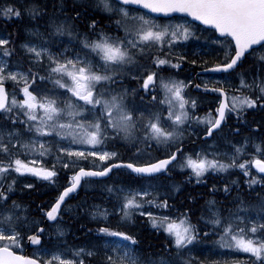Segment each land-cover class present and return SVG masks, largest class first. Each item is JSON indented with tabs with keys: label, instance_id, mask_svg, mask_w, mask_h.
<instances>
[{
	"label": "snow or ice",
	"instance_id": "1",
	"mask_svg": "<svg viewBox=\"0 0 264 264\" xmlns=\"http://www.w3.org/2000/svg\"><path fill=\"white\" fill-rule=\"evenodd\" d=\"M0 18L27 20L23 38L0 32V264H264V116L250 124L259 136L228 141L230 152H188L184 142L194 127L213 139L231 117L249 124L250 112L264 113V0H0ZM196 22L219 33L211 59L206 50L188 51L199 38ZM246 59L250 70L233 83ZM185 66H199L196 76L204 75L194 87L214 97L203 114L187 91L192 79L179 78ZM230 131L241 135L238 127ZM121 141L134 149L132 157L120 158ZM154 146L163 148L160 156H152ZM174 167L196 184L233 170L243 179L210 185L200 227L187 208L159 211L176 207L169 195L181 185L162 193L155 182ZM115 169L129 170L136 186L104 185L117 203L86 209L98 225L87 231L101 243L68 245L67 200L82 181L107 179ZM62 170L66 184L53 202L37 206L43 220L12 198L18 177L55 186ZM33 188L27 183L20 191ZM219 192L230 198L224 206ZM114 214L133 224L146 217L167 234L163 251L141 252L136 233L109 223ZM210 235L217 249L231 250L220 253L224 258L192 254ZM26 246L32 254H24Z\"/></svg>",
	"mask_w": 264,
	"mask_h": 264
},
{
	"label": "trees",
	"instance_id": "2",
	"mask_svg": "<svg viewBox=\"0 0 264 264\" xmlns=\"http://www.w3.org/2000/svg\"><path fill=\"white\" fill-rule=\"evenodd\" d=\"M27 23V20H4L0 18V32H18L19 38H23V27ZM2 28V29H1ZM205 41L200 43L202 45L203 54L205 55L206 49H204V45L209 44L211 39L215 36L213 32H205ZM191 58V57H190ZM209 58V57H208ZM210 59V58H209ZM247 64H251L247 68L250 70L252 66V60L246 59L244 64L241 66L240 71L244 69L247 70L245 66ZM199 66H185L180 69L183 72H193L196 73ZM197 112V109H196ZM264 116V113L259 111L250 112L248 114L249 124H243L242 122H238L236 118L231 117L227 124L223 127V130L216 135V137H220L222 139V143L224 147H231L228 141H232L233 143L241 142L243 136H252L258 137V132L250 130V124L253 121H257L260 117ZM240 128L241 135L235 136L232 135L230 129L231 128ZM249 130V131H248ZM246 134V135H245ZM225 139V141H224ZM185 144H189L191 142L190 139H184ZM118 147V152H120L122 159H128L133 156L134 150H131L126 142H119L115 145ZM154 146L150 149L152 156H160L162 151ZM254 149L252 147H248V152H252ZM245 159H249L250 157H244ZM84 166H90L85 164ZM184 171V170H183ZM181 169L171 170L170 174L163 175L157 177L155 181L158 184L163 185L160 191L163 193L165 191H169L173 184H180L181 191L175 194H171L169 196V204H174L175 209H161L159 211L164 212L165 214H174L175 211L183 212L185 208L189 209L192 222L197 224L200 227H203V223L200 220L202 213L206 214V202L211 198V193L209 192V187L212 183L220 184L224 181L231 179L232 177H236L239 179H243L242 174L239 170H233L231 176L226 174H212L207 177L206 183L196 184L194 182H188L186 177L188 176L187 172H183ZM255 171V170H254ZM124 176V177H123ZM66 171H61L58 177V182L55 186L48 185L46 182H43L30 174H25L22 178L18 177L17 179V190L13 195V199H16L18 202L26 203L29 205L30 214L37 218L43 220L40 212L38 211L37 206H47L50 202L54 201L55 196L58 194V190L61 186L66 184ZM134 177L129 174L128 170L122 169L120 171L114 172V174L105 181H94L87 180V183L83 184L81 191L72 197L68 201V205L70 206L63 214H62V226L65 228V235L62 238L67 241L68 245H87L89 243H101V240L98 238L97 234L94 232H88L87 229H94L98 225L95 221L91 220L86 212V209L93 204H102L105 207H108L110 210L114 204L117 203L114 198V194H109L104 185L113 184V185H130L136 186L133 183ZM27 183H32L34 185L33 189H24V191H20L22 186ZM241 187H244L242 184ZM259 191V189H257ZM191 196L193 199H189ZM164 196H161L163 199ZM215 199L218 202H221V206H224L228 203L230 198L225 197L222 192H219L215 195ZM77 205H81L83 209L78 208ZM70 211V212H69ZM71 221V222H70ZM109 223L114 227H119L121 230L131 231L137 234L139 239V249L144 254L147 253H155L157 251H163L160 247L164 242L167 234L163 232H156L152 226L148 223L147 218L143 216L137 215L135 217V223L131 222H121L119 220V214H114L110 216ZM83 224V225H82ZM88 224V225H87ZM75 226V227H74ZM78 229H77V228ZM81 230V231H80ZM49 231H53L50 227ZM72 238H71V237ZM214 239L211 235L208 238V242L204 244H210ZM49 244H53L56 242L55 234L53 233V237L48 241ZM150 245H154V247H150Z\"/></svg>",
	"mask_w": 264,
	"mask_h": 264
},
{
	"label": "rangeland",
	"instance_id": "3",
	"mask_svg": "<svg viewBox=\"0 0 264 264\" xmlns=\"http://www.w3.org/2000/svg\"><path fill=\"white\" fill-rule=\"evenodd\" d=\"M204 34H206V33H205V31L203 29L197 28V36L198 37L199 36H204ZM214 39L215 38H213L209 44H206V45L203 46L204 49H206V55H207V57H209L210 59L215 55V52L219 51V46L218 45H215ZM202 42L203 41L201 39H199V38H193V39H191L188 42V44H187L189 53H191L193 50H195L197 48L202 50V45H200V43H202ZM203 53L204 52L202 50L201 51V54H203ZM250 65L251 64H247L245 66V68H247ZM248 71H249V69L247 68V71H245V73H247ZM238 72H244V71H238ZM238 72H235L232 75V82L233 83H238V77H237V73ZM190 76H191L190 74L189 75L181 74L180 71H179V78H181V79H186V78H189ZM213 78H215V77H213ZM218 79L223 80L224 77H218ZM199 83H201V79L199 80ZM187 91L189 92V94L191 96L197 98V104H198L197 105V112L198 113L203 114L204 112L207 111V109H208L209 106H214V105H211V101L214 99L213 96H205V95H202V96H194L193 95V93H196L195 90H193V84L192 85H189V88L187 89ZM201 101H203V102H201ZM260 119H261V117L258 120H260ZM201 133H203L202 126H200L199 128L194 127L193 133H187V134H189V135L192 134V136H193L194 139H198L199 138V135ZM258 136H259V134H258ZM190 139H191V142H189V144H186V147L188 146L189 147V150L195 148L198 145V142L196 140H194L192 138H190ZM222 144H223L222 143V140L220 138H218L215 142H211V143L207 144L204 147L205 148L204 150H207V151H219V152H230L231 151L229 149H222ZM127 145L129 146V148L131 150H134L131 147L130 144H127ZM116 150L118 151V147L116 148ZM195 150L199 151V150H202V148H200V149L198 148V149H195ZM146 158H147L146 156L140 157V159H146ZM176 169H179V168L178 167H174V170H176ZM184 171L185 172H188L187 170H184ZM68 201H67V203H68ZM46 224H47V222H46ZM26 250H27V252H26ZM33 251H34L33 248L28 247V249H27V246H26L25 247V250H24V253H26V255H28V254H32ZM229 251H231V250H219L214 245L201 244V245H198L196 248L193 249V253L192 254L195 255V256L201 257V259H203L205 256L209 257L210 259H222L224 257L221 256L220 253L221 252H224L225 254H227V252H229Z\"/></svg>",
	"mask_w": 264,
	"mask_h": 264
},
{
	"label": "water",
	"instance_id": "4",
	"mask_svg": "<svg viewBox=\"0 0 264 264\" xmlns=\"http://www.w3.org/2000/svg\"><path fill=\"white\" fill-rule=\"evenodd\" d=\"M154 15H161V14H154ZM196 25H199V26L203 27L204 29H207V30L212 31V30L210 29L209 26L202 25V24H200V22H196ZM216 34H217V36L219 37V33H216ZM201 74H203V73H201ZM214 74H218V75H219V73H213L212 75H214ZM203 75H204V74H203ZM203 140H207V139L203 138ZM115 170H120V169H115ZM115 170H113V172H114ZM113 172H112V173H113ZM112 173L109 175V177L112 175ZM109 177H108V178H109ZM108 178H107V179H108ZM87 179H91V180H106V179H104V178H87ZM82 185H83V181H82L81 186L76 190V192L71 194V197L74 196V195H76V194L80 191V189L82 188ZM68 200H69V199H68ZM68 200H67V201H68ZM30 248H32V247H30Z\"/></svg>",
	"mask_w": 264,
	"mask_h": 264
},
{
	"label": "bare ground",
	"instance_id": "5",
	"mask_svg": "<svg viewBox=\"0 0 264 264\" xmlns=\"http://www.w3.org/2000/svg\"><path fill=\"white\" fill-rule=\"evenodd\" d=\"M2 29V28H1ZM188 139H190V138H188ZM191 140V139H190ZM185 150H189V147L187 146L186 147V144H185ZM120 170H122V169H120ZM126 170V169H125ZM124 177V176H123ZM70 212V211H69ZM71 222V221H70ZM83 225V224H82ZM88 225V224H87ZM75 227V226H74ZM77 228V227H76ZM78 229V228H77ZM81 231V230H80ZM71 237V236H70ZM72 238V237H71ZM27 249H28V246H27ZM26 252H27V250H26ZM24 254H26V253H24ZM148 254V253H147ZM145 255H146V253H145Z\"/></svg>",
	"mask_w": 264,
	"mask_h": 264
},
{
	"label": "flooded vegetation",
	"instance_id": "6",
	"mask_svg": "<svg viewBox=\"0 0 264 264\" xmlns=\"http://www.w3.org/2000/svg\"><path fill=\"white\" fill-rule=\"evenodd\" d=\"M193 82H194V84H199V80L196 78V76H195V79L193 80ZM202 92H203V90H202Z\"/></svg>",
	"mask_w": 264,
	"mask_h": 264
}]
</instances>
